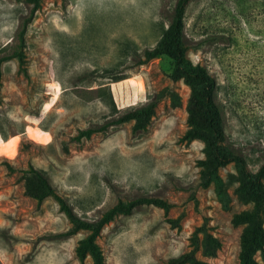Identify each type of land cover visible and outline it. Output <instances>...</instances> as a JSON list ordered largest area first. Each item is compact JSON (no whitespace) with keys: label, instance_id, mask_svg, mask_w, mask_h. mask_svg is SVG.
Returning <instances> with one entry per match:
<instances>
[{"label":"rangeland","instance_id":"rangeland-1","mask_svg":"<svg viewBox=\"0 0 264 264\" xmlns=\"http://www.w3.org/2000/svg\"><path fill=\"white\" fill-rule=\"evenodd\" d=\"M174 1L40 0L21 45L19 30L29 6L23 0H0V57L20 49L26 71L18 69L14 57L0 62V131L7 136H0V264H79L73 248L88 233L47 238L68 228L66 217L52 197L37 205L25 196L20 172H8L4 162L44 170L57 194L85 219L139 187L173 203L166 215L143 205L103 225L95 240L104 264H163L188 249V237L203 219L221 242L215 257H203L206 264H238L242 226H233L230 218L249 205L229 189V207L223 209L211 185L198 186L196 161L203 157V144L180 139L189 89L169 79L168 58L135 65L128 56L120 66L128 77L108 83L119 111L146 102L165 86L178 94V105L168 98L159 101L144 134H131L128 122L88 139H71L108 114L89 90L96 87L90 78L83 80L88 86H73L78 75L116 64L134 44L137 52L152 47L154 27L167 21ZM183 21L187 58L204 66L216 82L225 143L254 172L264 162V0H188ZM210 34L217 40L206 41ZM21 126L24 132L17 133ZM20 141L30 143L18 150ZM233 171L230 163L219 175L226 178ZM102 175L110 178L113 191L103 185ZM181 212L179 228L165 221ZM255 259L264 264L258 254ZM83 264H91L90 258Z\"/></svg>","mask_w":264,"mask_h":264},{"label":"trees","instance_id":"trees-1","mask_svg":"<svg viewBox=\"0 0 264 264\" xmlns=\"http://www.w3.org/2000/svg\"><path fill=\"white\" fill-rule=\"evenodd\" d=\"M29 10L22 19L19 30V43L23 44L25 25L30 21L32 14L40 7V0H23ZM188 0H175L170 15L166 22L159 21L154 27L156 36L152 47L143 48L137 52L138 45L134 44L129 51L116 64L100 65L91 69H85L82 75H78L73 86H88L83 80L90 78L95 83L94 97L107 108V118L100 124L78 129L72 140L88 139L92 134L105 132L108 127L131 123L130 131L134 135H142L146 132L151 117L159 101L168 98L172 106L179 104L178 94L168 86L159 89L148 97V100L137 106L119 111L113 101L109 82L120 81L128 76L120 68L128 56H131L133 64L141 65L147 61L164 56L170 60L171 68L168 77L171 81L181 80L189 89L185 103L186 129L180 139L190 142L199 140L202 142L203 157L196 161L198 166L197 184L201 188L212 186L216 200L223 209L229 207V189L241 204L249 206L232 214L230 223L233 226H242L239 236V250L237 253L238 264H258L255 255L258 254L264 261V162L254 171L247 169L245 157L225 143L222 113L216 103L217 85L208 70L198 64L192 63L186 56L188 48L184 34L183 14ZM208 42L217 40L212 34L205 39ZM8 57H14L18 63V69L26 75L24 56L20 49L13 50L9 55L0 57V62ZM1 75V72H0ZM89 84V81L86 82ZM1 88V80H0ZM80 92V91H79ZM77 96L84 99L81 93ZM21 126L17 133H23ZM3 140L7 136L0 131ZM29 141L19 142L18 150L27 148ZM62 149L67 152L65 143ZM234 166L233 172H228L226 178L219 175V170L228 164ZM8 172L19 171V179L23 180V194L40 204L47 196L53 198L59 210L66 217L69 226L57 233H47V238L57 239L73 235L78 230H86L88 233L76 241L73 253L79 264H83L86 257L91 264H104V258L95 238L107 222L117 215L130 214L133 209L143 205H153L162 209L166 215L173 207V203L167 199L149 194L147 189L138 188L137 193L123 198H117L115 203L102 211L99 216L85 219L78 215L66 198L60 196L48 180L46 172L29 164L25 169H16L4 162ZM103 185L113 191L114 185L107 175L100 177ZM183 213L165 221L171 226L179 228V221ZM221 247L220 240L209 229L207 221L203 219L200 224L194 226L188 237V249L176 256L169 257L163 264H206L204 258H213Z\"/></svg>","mask_w":264,"mask_h":264}]
</instances>
